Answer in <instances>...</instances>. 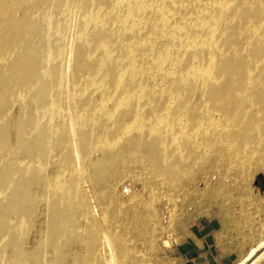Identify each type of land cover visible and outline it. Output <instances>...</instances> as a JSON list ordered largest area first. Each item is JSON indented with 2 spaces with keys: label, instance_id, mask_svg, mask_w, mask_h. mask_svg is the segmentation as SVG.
<instances>
[{
  "label": "bare ground",
  "instance_id": "1",
  "mask_svg": "<svg viewBox=\"0 0 264 264\" xmlns=\"http://www.w3.org/2000/svg\"><path fill=\"white\" fill-rule=\"evenodd\" d=\"M224 156L264 167V0H0V264H144L116 183Z\"/></svg>",
  "mask_w": 264,
  "mask_h": 264
},
{
  "label": "rangeland",
  "instance_id": "2",
  "mask_svg": "<svg viewBox=\"0 0 264 264\" xmlns=\"http://www.w3.org/2000/svg\"><path fill=\"white\" fill-rule=\"evenodd\" d=\"M226 158L227 156H224L217 163L215 159H212L211 163L186 176V182L182 184L186 186L180 187L182 189L178 188L175 191L173 188L164 186V188L158 186L152 189L155 191L157 201H153L148 208H145V203L148 201L150 203V193L153 191L150 188L143 190V183L137 180V177L135 180L127 177L116 183L112 193L119 202H124L126 211L130 210L129 215L137 206L134 202L143 205L138 206V213L147 215L149 212L152 215L151 229L145 233L144 237H138L140 233L137 230V224L130 226L131 230L128 228L130 231L127 230L125 233L128 246L131 248L134 245L138 246L134 248L137 247L136 250L139 253L137 256L140 260L143 259L144 264H181L172 256V244L178 236L186 232L188 225L198 218L212 219L228 225L242 222L264 224V191L259 186L260 183L264 185V167L253 165L247 172H242ZM86 189L88 192L91 191V203L94 204L96 197L88 184ZM133 196L136 199L132 198ZM185 197L186 201H183ZM125 200L130 201L127 203ZM130 203L134 205L130 206ZM96 218L103 222L99 214ZM122 220L123 217L120 216L118 222ZM259 234L263 239L264 232ZM129 239L131 240L127 241ZM263 243L264 240L259 246ZM145 247L149 248L148 251ZM249 256L248 260L241 264H264V247L253 248Z\"/></svg>",
  "mask_w": 264,
  "mask_h": 264
},
{
  "label": "crops",
  "instance_id": "3",
  "mask_svg": "<svg viewBox=\"0 0 264 264\" xmlns=\"http://www.w3.org/2000/svg\"><path fill=\"white\" fill-rule=\"evenodd\" d=\"M264 224H225L198 218L172 244V256L181 264H241L253 248L264 247Z\"/></svg>",
  "mask_w": 264,
  "mask_h": 264
},
{
  "label": "water",
  "instance_id": "4",
  "mask_svg": "<svg viewBox=\"0 0 264 264\" xmlns=\"http://www.w3.org/2000/svg\"><path fill=\"white\" fill-rule=\"evenodd\" d=\"M259 186L264 191V185L262 183H260Z\"/></svg>",
  "mask_w": 264,
  "mask_h": 264
}]
</instances>
